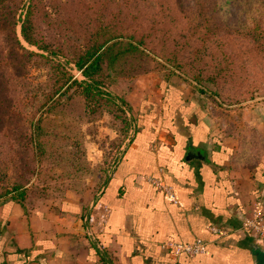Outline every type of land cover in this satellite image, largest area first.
<instances>
[{"label":"crops","instance_id":"obj_1","mask_svg":"<svg viewBox=\"0 0 264 264\" xmlns=\"http://www.w3.org/2000/svg\"><path fill=\"white\" fill-rule=\"evenodd\" d=\"M146 74L116 90L134 118L127 134L84 141L76 188L0 203V264H264V239L244 228L264 218V99L221 117L183 85L147 89ZM199 239L209 247L193 257L168 247Z\"/></svg>","mask_w":264,"mask_h":264},{"label":"rangeland","instance_id":"obj_2","mask_svg":"<svg viewBox=\"0 0 264 264\" xmlns=\"http://www.w3.org/2000/svg\"><path fill=\"white\" fill-rule=\"evenodd\" d=\"M27 18L33 31L29 33L51 51L25 41L22 24ZM100 29H135L152 54L142 64L150 69L133 81H110L107 71L119 70L121 60L104 64L98 73L94 85L116 101L120 117L102 109L98 97L87 99L83 86L76 84L55 100L52 111L39 112L68 75L91 82L75 61ZM27 50L47 59L30 58ZM143 74L147 89L153 82L157 88L162 80L183 85L189 95L204 97L221 117L223 106L264 99V0H0V190L20 175L32 183V167L48 165L33 156L30 121L41 118L45 131L101 146L112 129L120 134L122 121L130 127L134 118L116 90L129 91ZM139 87L143 89L138 84L135 93H140ZM42 139L57 140L50 135ZM107 153L105 166L112 159L111 149Z\"/></svg>","mask_w":264,"mask_h":264},{"label":"trees","instance_id":"obj_3","mask_svg":"<svg viewBox=\"0 0 264 264\" xmlns=\"http://www.w3.org/2000/svg\"><path fill=\"white\" fill-rule=\"evenodd\" d=\"M132 30L134 33H126L127 31L120 29L113 31H109V29H103L102 31L100 29L99 31H95L93 44L85 51L80 50L79 56L75 61L79 72L91 82H79L77 79H73V76L68 75L59 84V87L52 94L50 93L48 95L49 97L46 103L40 107L39 112L52 111L56 104L55 100L60 98L65 90L76 84L83 86L87 99L89 96L98 97L102 109L108 108L113 112H117L115 113V117L119 118L120 114L116 111L118 110L116 101L108 93L106 94L104 91L97 90L94 83L98 84V81H96L98 73L110 61L121 60L122 65L119 70L117 67H113L114 70H105L107 73L110 72V75H108L112 79L110 81L115 82L117 80V84L120 83L119 78H132L150 69H145L142 64L147 62L145 57L149 58L152 54L146 52V47L148 46L139 37L140 32H136L137 30L135 29ZM29 31L30 19L27 18L22 24V35L25 41L37 46L39 49L51 51L44 44V41L39 39L37 35L29 33ZM30 32H33L32 29ZM27 54L30 58L39 57L47 59V57L36 51L27 50ZM164 64L172 67L170 64ZM44 121L41 118L30 121L29 143L31 144L34 158L39 162H48V165L32 167L30 177H35L32 183L29 180L26 181L24 177L22 179L20 175L19 179L10 187L6 186L1 189L0 202L11 199L12 201L22 203L27 201L31 196H46L59 189L76 188L82 182L83 178L89 174L88 164L85 160L83 141L78 138H73L70 135L45 131ZM121 123L123 125L119 135L125 136L129 130V124L127 121H122ZM48 135L56 136L57 140L55 142L43 141L42 138ZM233 227L239 228L236 225H233ZM240 229L242 230L243 228H239L238 230Z\"/></svg>","mask_w":264,"mask_h":264},{"label":"built area","instance_id":"obj_4","mask_svg":"<svg viewBox=\"0 0 264 264\" xmlns=\"http://www.w3.org/2000/svg\"><path fill=\"white\" fill-rule=\"evenodd\" d=\"M99 208V206L95 204V206L89 208L87 210V213L85 216L87 217V227L86 231L89 237H93L94 230H93V219H94V213L96 212V208ZM244 228L247 230L254 231V233L261 239H264V218L261 216H257L252 220H248ZM212 230L218 234H223L222 231L217 230L216 228H212ZM168 247L176 252V253H185L188 256H195L198 254H203L207 251L208 242L205 240H197L193 243H187V244H169Z\"/></svg>","mask_w":264,"mask_h":264}]
</instances>
